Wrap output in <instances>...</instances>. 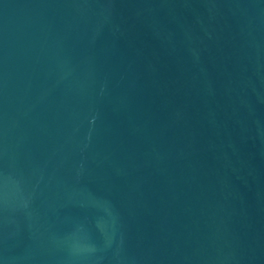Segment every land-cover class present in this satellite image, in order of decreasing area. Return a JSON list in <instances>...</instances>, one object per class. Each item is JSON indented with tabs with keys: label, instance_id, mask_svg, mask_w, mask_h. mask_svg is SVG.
<instances>
[{
	"label": "water",
	"instance_id": "1",
	"mask_svg": "<svg viewBox=\"0 0 264 264\" xmlns=\"http://www.w3.org/2000/svg\"><path fill=\"white\" fill-rule=\"evenodd\" d=\"M0 264H264V0H0Z\"/></svg>",
	"mask_w": 264,
	"mask_h": 264
}]
</instances>
